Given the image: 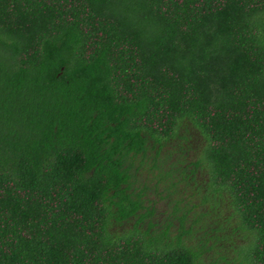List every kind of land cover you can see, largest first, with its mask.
Masks as SVG:
<instances>
[{
    "label": "trees",
    "instance_id": "obj_1",
    "mask_svg": "<svg viewBox=\"0 0 264 264\" xmlns=\"http://www.w3.org/2000/svg\"><path fill=\"white\" fill-rule=\"evenodd\" d=\"M0 264H264V0H0Z\"/></svg>",
    "mask_w": 264,
    "mask_h": 264
},
{
    "label": "rangeland",
    "instance_id": "obj_2",
    "mask_svg": "<svg viewBox=\"0 0 264 264\" xmlns=\"http://www.w3.org/2000/svg\"><path fill=\"white\" fill-rule=\"evenodd\" d=\"M197 136L198 135H195L192 132V136L189 135V139L187 141H182L183 143H181V145L176 143L177 145L175 146H183V149L188 151L189 156L193 155V150L199 144ZM177 155V153L173 154L174 157ZM140 180L143 182L147 180L146 175L141 176ZM196 181L197 183L190 182L186 187L181 185L177 192L168 189L166 190V186L161 184L159 185L158 190L155 191L156 188L153 187L156 182H151V186L153 187L147 191L146 196L154 202L153 207L156 211L153 219L160 224L166 221L167 216L172 212L170 207L171 200L183 198L185 202H183L181 206L192 200L191 204H195L194 206L196 207L189 212V221L187 222L189 225L196 218H199V222L196 225L197 232L194 234L193 238H190L189 242L196 243L199 237H204V239H206L216 236V238L220 240H218L216 247L214 246V248L207 250L204 254V260L210 261L221 255H227V257L230 258V254L232 252V249H230L231 243L226 241V237L230 235L232 236L233 224L230 226V222L228 221L229 212L227 211V205L220 202L216 205V208H212L211 203L202 204L201 199L206 192L205 189L199 190L198 188V186L202 184V177L198 175ZM201 215L203 216L201 217ZM214 242L215 240H211L208 243V246L214 244ZM235 242H240L239 236H235Z\"/></svg>",
    "mask_w": 264,
    "mask_h": 264
}]
</instances>
